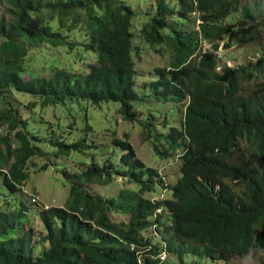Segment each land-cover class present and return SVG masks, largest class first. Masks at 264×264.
Here are the masks:
<instances>
[{
  "label": "trees",
  "instance_id": "obj_1",
  "mask_svg": "<svg viewBox=\"0 0 264 264\" xmlns=\"http://www.w3.org/2000/svg\"><path fill=\"white\" fill-rule=\"evenodd\" d=\"M175 3L159 0L153 18L140 31V41L168 61L140 95L135 91L133 62L139 55L133 46L135 14L124 0H0V106L13 91L39 98L43 108L67 101L95 107L114 104L122 121L138 124L165 147L163 151L153 146L159 158L167 159L182 147L187 150L170 198L152 204L143 196L155 193L156 173L135 159L128 143L115 141L126 153L121 159L126 172L92 164L86 172L72 175L66 206L39 214L45 230L41 242L48 246L41 257L35 256L33 230L14 235L24 229L23 210L0 212V264H162L157 257L165 245L167 253H176L181 261L192 255L227 263L255 248L264 251V87L241 94L246 77H252L250 70H257L264 60L253 67H223L217 72L213 53L219 44L224 41L222 49L228 50L239 34L243 39L250 35V30L235 32L224 24L238 11V0ZM255 11L264 25V8ZM240 16L255 21L249 7L242 8ZM72 36L86 41L69 43ZM203 43L211 51L202 53ZM66 45L96 54L97 64L86 74L55 70L50 80H25L33 49ZM143 98L158 105L183 104L181 130L165 135L164 129L151 124L152 112H138ZM17 112L14 107L0 111V130L6 127L19 142V148L12 149L4 137L0 148V177L12 195L28 180L27 165L40 149L33 144L38 138L27 132L28 121L20 123ZM137 113H142V120ZM184 138L188 143L181 144ZM56 146L57 155L65 157L91 148L86 140ZM113 176L128 177L127 183L139 190L94 199L83 189L87 184L107 186ZM157 209L164 210L154 220L160 237L144 239L142 233L151 228ZM112 213L127 216V222L112 223Z\"/></svg>",
  "mask_w": 264,
  "mask_h": 264
},
{
  "label": "rangeland",
  "instance_id": "obj_2",
  "mask_svg": "<svg viewBox=\"0 0 264 264\" xmlns=\"http://www.w3.org/2000/svg\"><path fill=\"white\" fill-rule=\"evenodd\" d=\"M56 2L57 0H51ZM159 0H124V3L134 12L133 42L134 48L139 50V55L133 60L135 70V91L142 94L149 89L150 84L155 81V71L166 68L168 61L161 57L153 49L145 46L139 39V34L144 25L148 24L156 11V4ZM175 6V0H167ZM238 11L232 13L225 25L230 26L233 31L245 32L250 30V35L245 39L239 34L234 39L232 47L228 50L222 49V41L219 49L215 53L219 64L217 71L220 73L223 67L237 69L241 67H253L260 59L264 60V25L259 19L255 10L264 8V0H238ZM250 8L253 11L255 21L248 22L241 18L242 8ZM4 15L3 8L0 9V19ZM192 20L195 16H191ZM198 22H195V26ZM72 36L70 42L81 43L85 38L79 39ZM224 42V43H223ZM202 53L210 50L208 43L200 46ZM211 51V50H210ZM98 56L85 51L84 48L71 50L69 46L54 48L46 46L33 49L31 56L27 60L25 70V80L33 79L50 80L55 74V70H65L70 73L86 74L92 65H96ZM263 65L252 72V77H246L241 86V94L246 95L264 87V62ZM39 98L30 95L19 94L13 91L6 97V103L0 106V111L9 108H16L18 121H28L27 132L31 136L38 138L37 145L40 149L37 156L27 165L28 180L17 187L16 194L12 195L4 186L3 177H0V212H20L25 213L24 229H17L15 236H21L27 230H33L35 256L41 257L48 249L47 245L41 242L45 230L40 218V212L48 208H64L69 199L72 186V175L81 174L88 170L92 164L99 166L111 165L114 170L126 172L122 165V156L126 154L114 145L115 141L128 143L134 151L135 159L138 160L145 169L156 171L169 187L175 185L180 177L179 169L181 162L177 159L181 155L179 151L170 152L167 159L159 158L153 146L157 144L154 137L149 136L147 131L138 124H128L117 115V106L114 104H100L93 106L90 102L79 101L65 104L49 105L43 108ZM147 103V104H145ZM145 104V105H144ZM152 112L149 117L150 123L164 129L167 135L172 129L181 130L183 124L182 105L166 104L158 105L153 100H142L140 111ZM138 120H142V113H137ZM152 121V122H151ZM163 123L166 127L161 126ZM24 128V126H22ZM21 127V128H22ZM22 128V129H23ZM89 128V129H88ZM89 130L86 132V130ZM156 134V133H154ZM7 138L12 149L19 148V142L15 139L14 133H10L6 127L0 130V148L3 149L2 138ZM87 141L85 147L79 152H73L69 157L57 155L59 143L68 145ZM39 143V144H38ZM183 144L182 140L180 141ZM158 148L165 151V147L157 144ZM165 149V150H164ZM57 156H59L57 158ZM169 164V165H167ZM7 167L3 172L7 173ZM128 177L121 178L113 176L112 182L107 186L87 184L83 186L86 194L94 199H104L116 197L121 191L130 190L137 192L139 187L130 184ZM145 199L148 194L143 196ZM168 198L165 196V199ZM35 199V201H34ZM169 199V198H168ZM157 200V196L153 199ZM24 204L25 208L20 206ZM110 220L114 224L126 223L127 216L112 213ZM264 229V228H263ZM264 263V251L255 248L248 256L235 258L227 263L215 261L210 258L185 256L181 261L176 253L168 254L167 261L162 264H262Z\"/></svg>",
  "mask_w": 264,
  "mask_h": 264
},
{
  "label": "clouds",
  "instance_id": "obj_3",
  "mask_svg": "<svg viewBox=\"0 0 264 264\" xmlns=\"http://www.w3.org/2000/svg\"><path fill=\"white\" fill-rule=\"evenodd\" d=\"M209 51V50H208ZM216 53V52H215ZM215 53H213L214 54V56H215ZM217 59V58H216ZM231 69V68H230ZM219 70V69H218ZM217 70V71H218ZM183 143L185 144V143H188V140L186 139V138H184L183 139ZM177 151H179V150H177ZM181 155H179L178 157H177V159L178 160H180L179 162H181V157L186 153V148L185 147H182V149H181ZM167 165H169V164H167ZM181 166V165H180ZM155 173H156V175H155V177H154V179H153V185H154V188H155V193H153V194H149V197H147V199H148V201L150 202V203H152V204H154V203H156V202H163V201H166V200H168V198H170V188L171 187H169V184L168 183H166V182H164L163 181V178L161 177V176H159V174L156 172V171H154ZM180 178V177H179ZM175 184H176V182H175ZM174 186V185H173ZM172 186V187H173ZM157 196V200L155 201V200H153L155 197ZM165 196L166 197H168V198H166L165 199ZM34 201H35V199H34ZM36 202V201H35ZM49 209V208H48ZM47 209V210H48ZM163 214H164V210L163 209H157L156 211H155V213L153 214V216H152V219H153V221L154 220H157L159 217L161 218L162 216H163ZM149 222L150 223H152L151 221H150V219H149ZM157 227H158V224L156 225V223H155V221H154V223H152V226H151V228L150 229H148L146 232H144V233H142V237L144 238V239H155V238H158V237H160V234H159V232L157 231ZM153 233H155L156 234V236L153 234ZM154 241H156V240H154ZM166 248H167V246L165 245V247H164V250H163V252L157 257L159 260H160V262H162V263H164V262H166L167 261V258H168V253H167V250H166ZM132 249H133V247H132ZM139 255V254H138ZM139 258H140V255H139Z\"/></svg>",
  "mask_w": 264,
  "mask_h": 264
},
{
  "label": "built area",
  "instance_id": "obj_4",
  "mask_svg": "<svg viewBox=\"0 0 264 264\" xmlns=\"http://www.w3.org/2000/svg\"><path fill=\"white\" fill-rule=\"evenodd\" d=\"M155 236H156V234L155 233H153Z\"/></svg>",
  "mask_w": 264,
  "mask_h": 264
}]
</instances>
